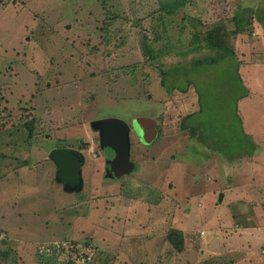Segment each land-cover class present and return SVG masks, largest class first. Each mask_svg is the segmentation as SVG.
<instances>
[{
    "label": "rangeland",
    "instance_id": "rangeland-1",
    "mask_svg": "<svg viewBox=\"0 0 264 264\" xmlns=\"http://www.w3.org/2000/svg\"><path fill=\"white\" fill-rule=\"evenodd\" d=\"M230 1L197 0L193 14H201L208 27L212 13ZM8 4H0V264H264V190L258 191L252 179L264 176V152L253 162L247 156L230 162L225 153L249 139L236 129L228 130L229 119L241 126L242 118L249 128V120L256 118L250 127L256 132L264 125V110L257 115L250 108L261 100L257 93L238 101L236 108L231 105L234 98L251 93L232 73L236 68L230 65L224 71L218 62L201 74L173 75L175 81L169 79L168 84L176 86L169 93L161 84V73L173 67V54L146 62L149 34L140 25L146 22L142 11L147 8L136 0H14V8ZM184 64L190 68L189 62ZM184 104L189 107L184 110L196 111L193 124L210 122L215 125L213 138H221L220 146L193 141L194 149L189 147L212 160L205 169L216 171L219 189L223 184L233 188L226 197L229 207L218 205L212 213H205L203 201L194 200L191 183L182 185L170 175L174 162L164 152L169 137H182L173 130L187 114ZM159 112L163 137L154 141L158 139L155 147L165 160L142 161L146 180L136 178L142 171L134 182L117 179V170L108 168L98 142L96 154L83 148V190L70 191L55 178L53 148L75 147L77 139L93 143L94 119L117 117L131 123L136 116ZM26 122L41 132L34 135L35 164L22 159V153H29L26 146L11 141ZM10 131L14 132L8 136ZM198 138L203 139L201 134ZM175 142L174 147L186 145ZM144 151L139 147V156ZM147 158L154 160L151 154ZM175 168L182 173L186 169ZM167 181H173L174 188ZM211 199L212 195L206 198ZM189 223L193 227L184 229L181 251L163 247L167 229L183 230Z\"/></svg>",
    "mask_w": 264,
    "mask_h": 264
},
{
    "label": "crops",
    "instance_id": "crops-1",
    "mask_svg": "<svg viewBox=\"0 0 264 264\" xmlns=\"http://www.w3.org/2000/svg\"><path fill=\"white\" fill-rule=\"evenodd\" d=\"M59 1L61 3V0ZM136 1L139 7L147 8L146 11H142L143 16L146 18V22L140 25L145 27L148 30V34H149V38H147L145 42L146 51L148 49H151L155 52L156 56H158L156 50L163 51L164 53L166 52L172 53L173 56L170 58H173L174 60L171 65L173 67L167 70L170 72V75L179 76L182 73L181 68L185 67L184 66L185 62H189V65H187V67H192L193 65L191 63L194 61H184V60H191L192 57L201 67V69H199L200 74L202 72H205L206 70H213L212 68H210L211 67L210 61H216V63L222 62L220 63V65L224 68V71L229 70L228 69L229 66L232 65L233 68H236L235 70H233L232 73L235 75L237 80L251 90L250 91L251 93L246 91L242 97L234 98L231 101V105L233 106V108H236V104L238 103V101L241 102L243 100L248 99L250 95L254 94L255 92L260 96L261 100L251 104L250 108L254 112H256L257 115L261 113L260 112L261 110H264V26H262L259 21L260 17H264L259 15L260 12H264V0H231L226 7L220 9V11H218L217 9V11H214L212 13V23L208 27L204 26V19L202 18L201 14L198 15L193 14V8L198 3H200L197 2V0H193V1L192 0H136ZM161 8L167 11L165 16H162L161 13L156 14L158 10L161 11L160 10ZM251 10L253 12H251ZM248 19H252V20H249L248 24L238 27L237 24L242 25L243 22ZM174 37H176L175 40L173 39ZM182 46H186L183 51H182ZM228 48L232 49L234 52H232ZM164 53H162L161 56H163ZM156 56H154L152 53H149L148 60L150 61H146V62H154V61H158L159 59H163V58H158ZM231 59L233 61H231ZM139 62L141 63L142 61ZM249 78L252 79V81H249ZM187 108L189 107L186 104H184L183 111H187V114L183 115L180 118V125L178 123L177 130H173L174 133H177L178 135L181 134L182 137H178L176 139L175 137H169L168 140L170 141V146L164 149V152L165 153L169 152L170 159L174 162V167L170 175L176 176L177 181L182 185L191 183L195 187V189L201 186V188L198 190L194 189L189 191L194 196V200H196L199 203H202V201L205 203V206L203 207L205 209V213H212L214 210L218 209L217 208L218 205L220 208L224 203L227 206L228 204H230L231 200L230 201L226 200V197L228 198V196L232 195L233 188H231L229 185L226 186L223 184L219 189L218 185L215 182L218 180L216 171H214L213 173H208L205 169L207 163L212 162V160L207 161L206 159H204V157L201 158L199 157V154L194 153V150L189 149V147L193 148L194 145L193 141H197L199 144L206 145L208 147L214 146L216 145V143L217 144L219 143L217 142V139L215 137L213 138L212 135L213 128L209 123L206 124V121L202 124L198 123L197 130L194 128V126H192L193 121H188L187 119L195 118L194 113L196 111L195 110L192 111V109L190 112L188 110H184ZM162 113L163 112L155 113L150 116H140V117H148L155 122L157 131L156 134L153 135L151 139H147L146 141L143 140L141 135L132 127L130 133L131 139H130L129 156L130 159H134L133 161L136 162V168L131 171L125 170L123 173L118 174L117 179L123 180L125 177L128 179L132 178V182H134L133 178L142 171L136 178H140L141 181L146 180L148 176L145 175L147 173L144 172V168H142L141 166L142 161H150L152 163L159 164L158 161L159 158L162 161L165 160L164 155L161 156L158 155V150L155 147V142H159L158 139L154 141L155 137L158 138L163 137L160 134V129L161 128L163 129L162 123L161 125H159ZM249 121H250L249 128L245 126L244 124L245 121L242 118H240L241 126L233 119H229L226 123V127L228 130L236 129L238 130L239 133L245 135L246 137H249L250 139V140L247 139L246 143H241V144L238 143V147H237L238 150L225 149V153L231 157L230 162L243 156H247L246 159H251L253 162L257 160L255 158L256 156L262 155L260 154L261 150L264 152V125L261 128L260 126L257 127L258 129H262V130L260 132H256L254 129L250 128L252 125L255 124L256 118L250 119ZM130 124L132 125V121ZM147 125H151L147 120L144 121L143 125L139 123V127L141 128L140 129L141 134L143 133L145 134L147 131L151 129L147 127ZM213 127L215 126L213 125ZM208 128L211 129V132L209 136H206V132ZM49 129H51V127ZM198 130L203 139L197 138ZM13 132L14 131L8 132V136H11ZM28 132H30L29 129L27 128V126H24L23 131L17 136L19 142L16 141L15 137H11L12 138L11 141L26 146V148L29 149V153L27 154L22 153V159L28 157L29 161L34 163L33 162V159H35V157L33 156L34 154L33 148L35 147L34 135L36 133H41V132L36 131V126H35V132H33V134L29 136V140L25 138ZM132 136L133 137L136 136L137 140L132 141ZM31 137L34 138L33 142H31ZM43 137L45 138V136ZM72 138H74V136ZM177 140L184 142L186 145H181V146L179 145L178 147H174L175 144H177L175 142ZM86 143H88V141L82 139L80 140L77 139V143H75V148L80 150L84 155L85 160L83 165L86 164V155L83 150V148L86 147ZM150 143H152L153 151L150 146ZM139 147H143L145 150L142 156H139L140 155L138 153ZM176 152H179L180 154H184V155L182 156L178 155L176 154ZM89 153L92 154L94 152L91 153L89 150ZM133 154L135 155L134 157ZM149 154H151L152 157H154V160L147 158ZM213 155L214 152L210 154V157ZM93 162L95 163V161ZM191 162H195V167H197L196 169L191 165ZM199 163L202 165L200 167L196 166ZM83 165H82V174H84ZM159 166L160 165H157V167ZM176 166H185L186 169L184 173L178 170L176 171L175 170L177 169L175 168ZM104 170L105 169L103 168L101 169L102 172ZM150 170L152 169H149V171ZM94 171L96 170L94 169ZM169 172L170 170L165 171V173H169ZM257 175H258L257 178L252 177V179L256 181L254 186H257L258 191H263L264 176L262 174L261 175L257 174ZM227 177H229L228 173H227ZM246 181L247 180L245 178L244 183ZM167 183H169L168 187L174 188L175 184L173 183V181H171V183L167 181ZM214 186L218 189V192L216 189L213 188ZM210 195H212V199L207 201L206 198L207 196ZM189 207L190 209H192L193 206H189ZM193 209L194 210L197 209V206H195ZM148 217L149 215H144V218H148ZM192 227L193 224L191 225V223H189L186 225L185 228H183V230L182 229L179 230L185 232L184 229L191 230ZM169 231L170 229H167L164 233L165 245L168 243L167 237Z\"/></svg>",
    "mask_w": 264,
    "mask_h": 264
},
{
    "label": "water",
    "instance_id": "water-1",
    "mask_svg": "<svg viewBox=\"0 0 264 264\" xmlns=\"http://www.w3.org/2000/svg\"><path fill=\"white\" fill-rule=\"evenodd\" d=\"M146 120L151 124L147 125V127L151 129L145 134H141L139 123L143 125ZM92 125H98L96 129L101 130L104 146L111 149V151L107 150L111 156L113 155L111 162L116 166L117 175L123 173L125 170L131 171L136 168V162L130 159L129 156L132 127L145 141L151 139L157 131L155 122L152 119L140 116L132 120V125L117 117H105L94 120L92 121ZM100 142L102 149H105L103 141L101 140ZM69 152H72V154L68 155ZM50 158L54 161L57 168L55 172L56 179L61 181L64 187L70 191H81L84 187L82 165L85 160L82 152L72 146H60L53 148ZM109 161L110 159H107V164Z\"/></svg>",
    "mask_w": 264,
    "mask_h": 264
},
{
    "label": "trees",
    "instance_id": "trees-1",
    "mask_svg": "<svg viewBox=\"0 0 264 264\" xmlns=\"http://www.w3.org/2000/svg\"><path fill=\"white\" fill-rule=\"evenodd\" d=\"M13 1H14V0H0V4L5 5V4H8V3H9L8 5H9V6H12V7L14 8V6H13ZM161 7H162V6H161ZM10 9H12V8H10ZM160 10H161V11L158 10V11L156 12V14L161 13L162 16H165V14L167 13V11L163 10L162 8H161ZM259 19H260L259 21H261V22L264 23V17H260ZM249 20H251V19L245 20V21L243 22L242 25L237 24L238 27H239V26H244L245 24H248V23H249ZM226 49H227V48H226ZM228 49H229V48H228ZM229 50H231L232 52H234L232 49H229ZM148 51H149L150 53H152L154 56H156V54H155V52H154L153 50L148 49ZM126 53H127V52H126ZM156 53H157V55H158V56H156V57H160V55H161L162 53H164V52H163V51H157V50H156ZM212 60H213V59H212ZM210 63H211V67H210V68H213L214 65L216 64V61H210ZM191 64H192L193 66L190 67V68H185V67H182V68H181L182 72H184L186 75H188L190 72H195V73H199V72H200L199 69H201V67L197 64L196 61L192 62ZM161 76H162L161 83H162V85L164 86V88H165L169 93L173 92V90H174V86H176V85H173V84H172L173 82H172L171 84H168V83H169V79H171V81L173 80V79H172V76H173V75H170V72H169V71H167L166 69L162 68ZM173 81H175V80H173ZM184 87H185V85H184ZM184 87L181 86V88H182L183 91L185 90ZM197 87H198V90L201 91V87H199V86H197ZM201 94H202V93H201ZM190 119H191V118H188L187 120L190 121ZM207 122H209V121H207ZM31 123H32V122H26V124H25V126H27V128H28L29 131H30V132H28L30 135H32L33 132H35V126H34L33 124H31ZM193 123H194V121H193ZM193 123H192V126H194V128L197 130V124H193ZM209 124L211 125V127H212L213 130H214L213 124H211L210 122H209ZM214 126H215V125H214ZM210 130H211V129H209V128L207 129V131H210ZM199 134H200V133H199V130H198V132H197V138L199 137ZM206 136H209V134L206 135ZM15 139H16L17 142H19L18 137H16ZM217 140H218V141H221V138L219 137ZM219 145H220V144H219ZM30 163L32 164V162H30ZM32 227H34V226H32ZM31 233H33V231H32ZM167 240H168V243H167L165 246H163L164 248H165L166 246H169V247H173V248H175L177 251H181L182 248H183L182 245H183L184 240H185V234H184V232H183L182 230H179V229L173 228V229H170V231H169V233H168Z\"/></svg>",
    "mask_w": 264,
    "mask_h": 264
},
{
    "label": "clouds",
    "instance_id": "clouds-1",
    "mask_svg": "<svg viewBox=\"0 0 264 264\" xmlns=\"http://www.w3.org/2000/svg\"><path fill=\"white\" fill-rule=\"evenodd\" d=\"M105 118V117H104ZM94 120H98V119H94ZM93 120V121H94ZM130 124V123H129ZM93 126V125H92ZM93 129L96 131V133H97V135H95L94 137H93V139H94V141H93V143H86V147H88V148H90L94 153H96L97 152V149H96V145H95V143L96 142H98V144H99V147H100V150L106 155V157H108V159H109V156L106 154V150L104 151V149H102V147H101V142H100V135L98 134V132H97V130L98 129H95V126H93ZM99 131V130H98ZM64 146H69V145H64ZM93 146V147H92ZM57 147H59V146H57ZM72 147H74V146H72ZM75 148V147H74ZM92 148H95V150L94 149H92ZM76 149V148H75ZM78 150V149H77ZM80 151V150H79ZM81 152V151H80ZM83 154V153H82ZM53 161V160H52ZM53 163H54V161H53ZM55 164V163H54ZM111 164H109L108 163V167L110 166ZM55 167H56V165H55ZM57 169V168H56ZM56 172V171H55ZM55 178H56V176H55ZM78 192V191H77Z\"/></svg>",
    "mask_w": 264,
    "mask_h": 264
},
{
    "label": "flooded vegetation",
    "instance_id": "flooded-vegetation-1",
    "mask_svg": "<svg viewBox=\"0 0 264 264\" xmlns=\"http://www.w3.org/2000/svg\"><path fill=\"white\" fill-rule=\"evenodd\" d=\"M98 127V125H96L95 126V129ZM97 132H98V134L100 135V141L102 140L103 141V146H104V140H103V135H102V133H101V130H97ZM60 147V146H59ZM105 147V149H104V151L105 152H107L108 153V156H109V159H110V161L108 162L109 164H112V162H111V158L113 157V155L111 156V154L109 153V151L107 150V149H109L110 151H111V149L110 148H106V146H104ZM70 154H72V152H69L68 153V155H70ZM75 156H76V154H75ZM107 159H108V157H107ZM110 169L112 170V172H114L115 170H116V166L114 165V164H112L111 165V167H110ZM108 171V170H107ZM113 175V174H112ZM114 176V175H113Z\"/></svg>",
    "mask_w": 264,
    "mask_h": 264
}]
</instances>
